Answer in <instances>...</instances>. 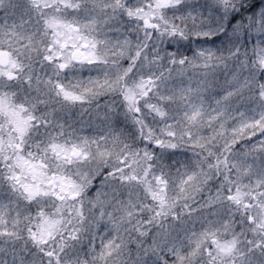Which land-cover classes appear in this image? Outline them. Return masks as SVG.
Listing matches in <instances>:
<instances>
[{
  "label": "clouds",
  "instance_id": "1",
  "mask_svg": "<svg viewBox=\"0 0 264 264\" xmlns=\"http://www.w3.org/2000/svg\"><path fill=\"white\" fill-rule=\"evenodd\" d=\"M12 2L20 5L27 0ZM100 2L110 4L112 0ZM241 2L252 4L254 0H236L238 5ZM183 3L203 7L193 15L185 10L183 18H178L180 13L169 15V27L176 25L175 36L167 34L163 24L155 34L140 27L128 33L132 44L123 55L119 49L109 50L107 63H72L65 70L41 64L44 42L38 13L13 14L7 5L0 8V25H15L14 33L0 34V48L11 52L21 65L15 78L0 76V93L29 110L37 104V119L55 108L59 120V124L50 120L46 130L33 128L25 136L20 154L43 157L49 173L71 176L81 185L75 200L61 203L49 196L30 201L7 179L12 159L5 161L0 155V201L7 204L8 214L0 233H13L0 234V264H29L33 257L41 264L30 233L44 217H60L58 208L62 209V223L46 247L55 251L61 264H76L77 257L85 264H154L171 255L174 247H182L187 256L202 233L208 235L201 239L191 264H213L214 259L216 264H264V231L258 227L264 213L250 209L254 219L248 221L244 209L228 198L231 189L255 184L256 176L242 175L237 164L243 161L254 171L264 168V149L260 147L264 136L258 131L255 137L251 130L239 131L241 113L246 118L259 116L264 106L257 87L264 67L254 55L258 47L264 48V28L255 23L256 17L249 22L251 11L232 21L207 7L214 0ZM106 11L112 13L111 8ZM98 12V38L114 42L121 35L115 29L122 25L116 21L105 24L103 12ZM25 33L34 40L30 42ZM137 51L142 55L137 56ZM180 59L185 60L183 65ZM34 70L53 83L74 88L84 95V101L66 104L52 89L44 94L47 102L38 103L24 91L26 78ZM148 76L154 85L150 95L141 99L137 117L128 111L123 90ZM242 84L246 86L241 88ZM181 88L191 89V93L181 95ZM229 92L233 93L230 97ZM147 104L158 105L165 115L150 110ZM193 105L202 112L197 122L188 119ZM9 132V118L0 113V136L5 144ZM169 132L175 135L169 136ZM54 139L69 144L86 141L88 156L72 163L58 160L48 150ZM158 140L164 146L157 145ZM171 143L177 146L167 147ZM5 155L13 156L11 152ZM133 173L139 180L122 179ZM149 187L164 190V203L153 199ZM129 200L135 205L133 214L121 222V209ZM213 238L234 239V254L217 258ZM108 241L113 242L111 255L105 249ZM43 264H49L47 258Z\"/></svg>",
  "mask_w": 264,
  "mask_h": 264
},
{
  "label": "snow or ice",
  "instance_id": "2",
  "mask_svg": "<svg viewBox=\"0 0 264 264\" xmlns=\"http://www.w3.org/2000/svg\"><path fill=\"white\" fill-rule=\"evenodd\" d=\"M6 5L13 10V14L17 12L21 15L29 16L36 13L39 14L43 27L42 42H44L41 64L44 67L54 65L58 70H65L72 63H107L109 50L119 49V54L123 55L124 51L129 49L132 44L133 38L128 33L130 31L136 32L140 27H143L146 33L148 30H152L153 34H155L160 29L161 24H163L167 34L175 36L176 25L173 23L169 27V15L177 17V13H180L181 15L178 18H183L185 10L189 15H193L198 8L203 7L184 4L183 0H144V2H139V0H112L110 4L101 3L100 0H94L91 4L84 3L83 0H27L26 3L20 5L13 3L12 0H0V8H4ZM207 7H210L218 15L223 14L224 19L230 17L232 21H235L242 13L251 11L252 16H249V22L252 23L253 17H256L255 23L264 28V0H258V2L254 0L252 4L241 2L239 5L236 0H214L213 5H208ZM108 8L112 9L111 14L107 13L106 10ZM49 9H55V11L49 13ZM98 10L104 14L105 24L116 21L122 25V27L115 29L121 35L117 36L114 42L111 39L101 41L98 38L101 22ZM69 16H71V19ZM14 30L15 25H0V34H12ZM25 36L30 42L34 40L33 35L30 33H25ZM35 50L37 54H40L38 48ZM140 55L142 54L137 51V56ZM173 55L176 54L174 53ZM254 55L260 65L264 67V48L258 47ZM211 56L212 53L209 52L207 54L208 60H211ZM145 59H147V56H145ZM172 63L176 64L177 61L173 59ZM184 63V59L179 60L180 65ZM204 66L207 67V63ZM20 67L21 65L17 59L13 58L11 52L0 48V76L13 79L16 77ZM180 71L183 72V69ZM153 85V78L148 76L147 78H141L140 81L127 86L123 90L129 112L137 117L139 116L141 112L140 101L150 95ZM245 86L246 84H242L241 88ZM257 87L260 89L259 96L264 97V72L260 74ZM52 89L66 104H77L84 101L82 93L77 92L72 87H65L59 81L53 83L51 78H45L35 70L26 78L24 91L30 93L38 103H46L44 94ZM190 93L191 89H180L181 95ZM232 94L229 92L228 96L230 97ZM146 107L156 111L160 116L165 115L164 112L160 111L158 105L147 104ZM38 110L37 104H33L32 109L29 110L27 105H16L9 95L0 93V113L8 116L10 124L7 144H5L3 136H0V155L3 156L5 161L12 159V163L8 164L11 174L7 179L13 182V188L18 189L30 201L49 196L61 203L67 200H75L80 194L81 185L71 176L62 173H49L43 157H31V154L30 157H25L20 154L22 153L23 140L33 128L37 130L44 128L46 130L50 120L59 124L57 109L52 108L49 111H45L40 119H37L36 116ZM253 111H256V109H253ZM221 114V112L217 113V115ZM201 116L200 107L193 105L188 119L192 122H197ZM241 118L239 131L251 130V137H255L258 131L259 135L264 136V106H261L259 116L246 118L242 112ZM135 122L137 124L140 123L139 119H136ZM167 134L169 136L175 135L172 132ZM85 143L86 141L80 144L61 143L54 139L48 145V150L58 160L72 163L76 159L88 156L87 151H85ZM156 143L164 146L162 141L158 140ZM176 146L175 143L167 145L169 148H175ZM260 147L264 149V141H260ZM6 152H11L13 156L5 155ZM236 167L242 175L251 176L254 174L256 176L254 185L237 186L230 190L228 196L229 200L244 209L247 220L252 221L254 217L248 210L255 208L264 213V168L254 171L251 165H247L243 161L237 164ZM120 171H125V169L122 168ZM122 179L136 181L139 180V177L133 173L130 176L122 177ZM157 179L159 180V178ZM148 190L153 199L164 203L165 197L161 194L164 191L163 189L152 191L151 187H149ZM6 207L7 204L4 201H0V224L7 223L8 214L5 211ZM134 207L135 205L131 200L122 207V215L119 218L121 222L125 218H131ZM58 211L61 212L60 217H44L38 229L30 233V240L39 249L37 255L41 259V264H43L44 258H47L49 264H61V258L56 255L55 251L46 247L49 240L55 238V231L62 223V209L58 208ZM101 216H103V212H101ZM258 227L264 231V218L261 219ZM0 234L13 235V233L7 231ZM207 235V233L201 234V237L196 240L193 250L187 256L184 254L182 247H174L171 249V255H165L162 260L156 259L154 264H191V257H195L198 254L201 247V239L206 238ZM70 239L74 240L75 237H70ZM212 243L216 247L217 258L233 255L236 250V241L234 239L221 241L213 238ZM112 247V241H108L105 244L108 255H111ZM63 248L64 245L62 244L61 251H63ZM104 254L102 252L101 256ZM36 259L37 257H33L29 264H36ZM148 259L151 260L152 258L149 257ZM21 264H24V262L21 261ZM76 264H85V261L77 257ZM145 264H148V262L145 261ZM213 264H216L215 259Z\"/></svg>",
  "mask_w": 264,
  "mask_h": 264
}]
</instances>
